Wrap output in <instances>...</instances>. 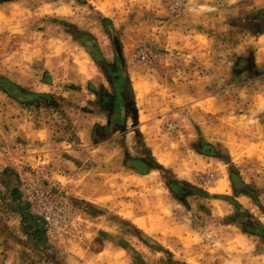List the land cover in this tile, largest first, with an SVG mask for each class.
<instances>
[{
  "label": "rangeland",
  "instance_id": "1",
  "mask_svg": "<svg viewBox=\"0 0 264 264\" xmlns=\"http://www.w3.org/2000/svg\"><path fill=\"white\" fill-rule=\"evenodd\" d=\"M221 3L0 0V264H264V14Z\"/></svg>",
  "mask_w": 264,
  "mask_h": 264
},
{
  "label": "crops",
  "instance_id": "2",
  "mask_svg": "<svg viewBox=\"0 0 264 264\" xmlns=\"http://www.w3.org/2000/svg\"><path fill=\"white\" fill-rule=\"evenodd\" d=\"M221 4H222L221 6H223L222 7L223 11L229 15L228 20L231 18L232 19L239 18V19L245 20V16H243L242 11H245L246 8L248 9V12H253L251 19H253L254 21L256 20L260 21L259 17L262 16V14H264V0H222ZM259 36H260L261 45H259V47L256 50V57H257L256 61H259L261 52L264 48V30L261 31ZM28 124L31 128L28 127ZM21 128H23L24 132L22 131ZM44 130L45 129L42 128V126H39V125L36 126L35 124L33 126L32 122H29V123L27 122L25 124H20V130L19 132H17V134H23V135H26V137L31 138V142H32L31 144H34L33 146H35V147H32L31 150L32 151L37 150V151L35 152L34 155H31L30 157L34 158L35 156V160H39L40 157L48 155L46 153H43L45 151H42V150H44V148H48L49 150L51 147L54 148L55 147L54 142L57 141L54 139V134H52L50 138L49 134L47 133L45 135V138H43V135H44L43 133L45 132ZM0 142L3 143V146H1V149H0V154H1L0 156L2 155L5 156L6 146L4 145L5 141L3 140L2 136H0ZM13 150L18 152L19 147H14ZM10 242L12 243V241ZM106 244L107 246H104L99 251V256L97 255L98 259H95V264H103L104 258L107 259L108 261L117 260L115 258L116 253L119 251L122 252V250H125L124 246H121L120 244H117V243H113L112 241H109V240L106 241ZM105 252H109V255L111 256L105 255ZM100 258H103V260L99 261ZM79 259H80L79 257L75 256V258H73L71 261L70 256H68L67 262L69 264H81Z\"/></svg>",
  "mask_w": 264,
  "mask_h": 264
},
{
  "label": "bare ground",
  "instance_id": "3",
  "mask_svg": "<svg viewBox=\"0 0 264 264\" xmlns=\"http://www.w3.org/2000/svg\"><path fill=\"white\" fill-rule=\"evenodd\" d=\"M225 181V180H224ZM223 182V181H222ZM221 184V183H220ZM225 184L226 183H223V184H221V186L219 187V189L218 190H220V191H224L225 190ZM227 188V187H226Z\"/></svg>",
  "mask_w": 264,
  "mask_h": 264
}]
</instances>
